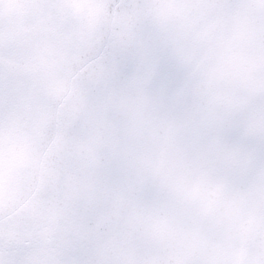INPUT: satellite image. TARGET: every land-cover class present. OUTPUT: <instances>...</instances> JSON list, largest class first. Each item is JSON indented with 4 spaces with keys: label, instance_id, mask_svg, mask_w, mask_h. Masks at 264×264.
<instances>
[{
    "label": "snow or ice",
    "instance_id": "6c2138e0",
    "mask_svg": "<svg viewBox=\"0 0 264 264\" xmlns=\"http://www.w3.org/2000/svg\"><path fill=\"white\" fill-rule=\"evenodd\" d=\"M0 264H264V0H0Z\"/></svg>",
    "mask_w": 264,
    "mask_h": 264
}]
</instances>
